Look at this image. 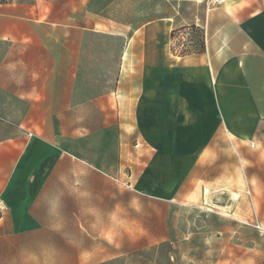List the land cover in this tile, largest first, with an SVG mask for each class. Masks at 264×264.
Masks as SVG:
<instances>
[{"label":"crops","instance_id":"crops-1","mask_svg":"<svg viewBox=\"0 0 264 264\" xmlns=\"http://www.w3.org/2000/svg\"><path fill=\"white\" fill-rule=\"evenodd\" d=\"M42 14L0 3V221L10 216V230L45 227L35 209L56 185L69 198L72 183L99 173L167 200L219 136L264 146V0H98L81 25ZM193 26L205 50L181 55ZM96 38L103 53L115 44L114 72L98 66L88 81Z\"/></svg>","mask_w":264,"mask_h":264},{"label":"rangeland","instance_id":"rangeland-1","mask_svg":"<svg viewBox=\"0 0 264 264\" xmlns=\"http://www.w3.org/2000/svg\"><path fill=\"white\" fill-rule=\"evenodd\" d=\"M19 1L38 4L42 18L51 13L78 25L88 2L98 7V0L0 3ZM187 39L193 42L190 51L198 46L194 32ZM105 44L91 40L85 57L88 81L98 79V66H113L114 72L115 44L108 41L103 53L98 47ZM109 75L112 85L115 74ZM252 142L216 138L179 193L167 200L132 192L99 173L72 183L69 198H59L56 191L67 187L56 185L35 209L42 229L12 231L10 216L0 221V264H264V146L252 147ZM109 228L116 233L111 242L105 235Z\"/></svg>","mask_w":264,"mask_h":264},{"label":"trees","instance_id":"trees-1","mask_svg":"<svg viewBox=\"0 0 264 264\" xmlns=\"http://www.w3.org/2000/svg\"><path fill=\"white\" fill-rule=\"evenodd\" d=\"M94 10H98V7L97 8H92ZM195 35H197L198 38H200V40H198V46L194 49H192V51L190 50H182L181 52H179V54L181 55H187V54H190V53H193V52H203L205 50V42H204V35H203V32L202 30L196 28L195 26L192 27ZM175 35H176V31L173 32L172 36H173V39L175 38Z\"/></svg>","mask_w":264,"mask_h":264},{"label":"built area","instance_id":"built-area-1","mask_svg":"<svg viewBox=\"0 0 264 264\" xmlns=\"http://www.w3.org/2000/svg\"><path fill=\"white\" fill-rule=\"evenodd\" d=\"M227 0H206V4L208 7H214V6H220V5H223ZM182 42V44L180 45V47L183 49L185 48V43L187 42L186 38L183 37L181 38L180 40ZM252 147L255 146V143L252 142ZM5 209V206L2 202H0V210H4Z\"/></svg>","mask_w":264,"mask_h":264},{"label":"clouds","instance_id":"clouds-1","mask_svg":"<svg viewBox=\"0 0 264 264\" xmlns=\"http://www.w3.org/2000/svg\"><path fill=\"white\" fill-rule=\"evenodd\" d=\"M137 211H139V209L137 208ZM115 229L114 228H109L107 231H106V238L111 242L114 237H115Z\"/></svg>","mask_w":264,"mask_h":264}]
</instances>
